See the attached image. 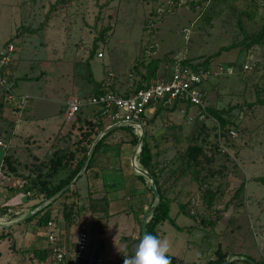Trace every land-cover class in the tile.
I'll list each match as a JSON object with an SVG mask.
<instances>
[{"label": "rangeland", "instance_id": "1", "mask_svg": "<svg viewBox=\"0 0 264 264\" xmlns=\"http://www.w3.org/2000/svg\"><path fill=\"white\" fill-rule=\"evenodd\" d=\"M191 1L201 3L191 6ZM263 24L264 0H67L65 3L0 0V48L11 42L16 47L8 68L9 84L17 95L30 97L22 117L12 107L4 114L9 119L0 117V130L6 129L0 137L6 145L2 147L5 152L0 149V161L6 151L13 153L21 163V173L28 175V166L35 164L34 156L45 161L53 150L69 148L79 133V125L87 118L92 119L99 109L97 105L84 106L80 115L87 118H78L74 124L62 114L66 111V104L63 106L66 97L69 96V100L79 96L87 100L93 93L88 62L97 81L112 80L118 90L131 89L153 58L162 59L170 52L173 56L187 58L211 55L221 46L243 40L242 27L252 34ZM106 27L110 30L100 40V32ZM95 45V54L89 59ZM214 62L235 64L237 70L233 75L213 77L203 84L207 91L206 106L232 108L227 118L234 121L236 127H232L228 136H223L215 118L205 121L210 142L206 149L208 154H214L215 160L201 171L200 177H207L203 185L190 172L182 174L184 167L178 169L179 159L175 158L201 124L200 108L193 106L187 110L180 106L173 112L165 110L158 117L148 111L143 120L155 159L167 167L165 187L172 199L171 218L160 225L161 238L170 241L169 254L190 264H206L214 257L218 245L232 246L235 253L255 259L264 257V181L260 180L264 178V104L258 102L259 98L264 100V43L251 48H234L222 53ZM244 64L251 65V70L244 71ZM169 67V63L161 64L162 71L168 72ZM9 120H14V124H9ZM111 123L105 120L106 128ZM128 138H131L128 132L119 130L108 141L121 143ZM216 143L219 150L213 148ZM210 169L216 171L214 176H210ZM12 182L16 183L17 179ZM25 182L22 178L18 184L24 187ZM242 182H245L244 190L238 201L233 202L232 197ZM92 183L86 177L81 179L79 184L85 190L84 195L80 194L81 198L77 199L72 194L68 200L79 202L74 223L68 225L63 219L62 200L54 204L53 215L59 216L54 221L59 240L69 252L68 256H74L77 241L84 235L83 255L90 263L120 261L124 253H134L137 244L134 241L140 237V231L136 238L119 244L118 235L126 227L129 230L125 233L133 235V217L116 214L99 221L92 219L85 210L90 201L86 189L92 187ZM209 187L224 191L225 195L208 211L203 196ZM20 198L25 201L26 193L20 192ZM34 198L36 203L41 201ZM189 200L190 208L199 214L198 219L180 213V203ZM226 204H229L227 208ZM44 206L41 204L36 209H33L34 204L29 206L28 216ZM215 208L224 214L218 224L207 227L209 225L200 219L207 213L213 216ZM17 217L18 214L14 215L15 219ZM173 218L178 225L186 227L178 229L172 223ZM0 222L6 221L0 219ZM13 225L16 249L10 239L0 240V264H53L50 256L40 261L31 253L35 248L49 245L45 226L39 225L37 219ZM2 227L0 224V232ZM32 235L35 242L30 244L25 236ZM114 244L122 252L110 254L108 247ZM233 264H251V260Z\"/></svg>", "mask_w": 264, "mask_h": 264}, {"label": "trees", "instance_id": "2", "mask_svg": "<svg viewBox=\"0 0 264 264\" xmlns=\"http://www.w3.org/2000/svg\"><path fill=\"white\" fill-rule=\"evenodd\" d=\"M59 1H61V3H65L67 0H59ZM199 3H201V1H191L189 4L191 6H196ZM109 30L110 27H106L101 30L100 40L104 39L105 35ZM242 31L244 33V38L240 42L226 46H221L218 51H216L211 55L199 56L197 58H187L186 60H183V63L191 64L194 61H199L198 65L208 67L210 64L214 62V60L217 57H219L224 52L231 51L237 47L244 46L246 48H251L253 46L261 45L264 43V24L259 31L252 34L247 33L243 27H242ZM96 48L97 45H95L93 50L90 52L89 59L93 58ZM175 59L176 56H173L171 52L166 54L162 59L153 58L146 65V71L143 73L140 72V79L137 80L136 86L134 88L131 89L128 88L123 91V90H118L115 87V85H112V87L120 95L129 96L131 93L137 91L138 89L147 87L152 81H156L159 78L166 75L167 72L162 71L161 64L165 62V63H169L170 66L175 61ZM141 64H143V61L141 62ZM87 68L89 71L88 79L90 82L94 83L93 93H99L105 81L103 80L97 81L95 79L93 72L91 71L89 62L87 64ZM203 89L205 90L204 87ZM258 102L264 104V100H262L261 98L258 99ZM180 106H185L186 109L188 110L195 105L188 101L176 100L174 104L170 107L159 106L158 109L155 111V117L162 115L163 111L165 110L169 112H173ZM9 108L10 106L7 100V92L0 86V117L2 120L9 119L4 116V114H6L7 109ZM231 110L232 108L218 109L210 105L207 106V112L209 113V115L215 118L219 122L220 131L223 134V136L226 135L228 136V134L232 130V127L233 126L236 127L235 122L232 120H228L227 118V115L230 114ZM104 118H105V111L103 109H98V111L94 113V117L92 119L87 118L84 120V122H82L79 125V127L77 128L79 133L75 135V139L71 142L69 148L67 149L58 148L54 150L51 153V156L45 161L40 160L36 158V156H34L35 164L31 163L30 166H28L29 169L28 175H24L23 173H21L20 171L21 163L19 162L17 157L13 156V153H9L8 151H6L3 157L2 170L8 176H13V175L19 176L26 181L22 190L25 193L31 192L29 199L34 197H38L41 199L40 202L34 204L33 209L39 207L46 200L52 199V201L48 203L46 206L26 217L23 220L24 222H31L34 219H37L38 224L41 226H46L50 221L54 222L59 218V216L53 215V211H52L53 206L56 202L62 200L63 219L68 225L74 223L75 220L74 216L79 209L78 208L79 202L77 200L68 202V200L71 198L72 194H75L77 199L81 198L78 190L76 189V186L78 181L83 176H85L89 180V182L91 180L100 178L99 170L94 168L95 158L96 155L99 153V151L102 149V147L109 142L108 139L117 131L123 130L125 132H128L131 135V138L130 139L128 138L127 140H124L122 142H128L135 146L139 143L140 136H138L134 132L133 127L130 125H121L111 130L106 135H104L101 138V140L97 143L93 153L89 154L91 147L97 136L106 129ZM143 120H145L144 117ZM206 120L209 119L206 118L201 121V124L197 127V130L190 137L191 139L189 138L190 140L186 148L182 152H180L178 156L175 157L176 159H179V164L177 166L179 167L178 169L184 167L182 174H186L187 172H190V174L195 179H197L201 183V185L205 183L206 181L205 178H207L205 177V175L203 177H200L202 169L205 168L206 164L207 165L211 164L215 160L214 154H208L206 149V145L210 144V142L208 141V136H209L208 126L205 124ZM9 121H8L9 124H12L14 122V120H9ZM152 121H154V119L151 120V122ZM74 126L75 125H73V128ZM4 128L5 127L1 129L6 130ZM3 130H0V137L2 136ZM71 133L72 132H69L68 134L72 136ZM149 138L150 136H148V132L146 131V134L144 135L142 141L141 152L138 155V160L141 167L147 170L154 177L158 190L160 191L162 197L160 202L156 204V206L150 213L149 219L146 221L145 233H150L160 238L161 237L160 225L164 221L171 218L170 212H171L172 199L167 195V188L165 187L167 181L165 172L167 167L155 159L156 158L155 153ZM213 148L214 150L215 149L219 150L220 149L219 144L218 143L214 144ZM174 159L171 161L174 162L175 161ZM84 165H86V169L84 173L79 176L75 185L70 189L64 191V193L61 194L59 197L54 198L57 193H59L62 189H64L69 183H71L76 178V176L80 173ZM25 166H27V164H25ZM176 171L177 168L173 170V172ZM209 172H210V176H214L216 173V171L213 169H210ZM63 173L65 175H63ZM140 176L144 180H148L144 175L140 174ZM260 180L264 181V178H261ZM244 187H245V182H242L232 197L233 202L238 201L237 199L239 198L241 192L244 190ZM150 191L152 192V201L150 206H152L154 203H156V193L152 188L151 184H150ZM94 193L95 192L93 190L92 191L89 190L88 197L90 201L85 207V210L90 212L92 219H95V221H99L98 219L100 218H110L111 214L109 213L108 198L105 195L100 198H93ZM223 195H225L224 191H220L219 189H214L213 187L207 188L203 196L207 210L209 211L213 207H215L217 203H219L220 198ZM190 204H191L190 200L186 203H180V213H185L189 216L198 219L199 214L196 215L195 212H193V210L190 208ZM229 204H226V208L228 207ZM213 211H214L213 216L211 215V213H207L202 217V219H200V222L209 225L207 227H214L216 224H218V222L222 218V215L224 214L223 211L217 208H215ZM7 213H8V207L6 205L0 206V216L5 215ZM171 220L172 223L178 229H184L186 227V226L178 225L176 223L175 218ZM13 226H14L13 224H10L9 226H4L2 228V231L0 232V240L10 239L12 241V247L15 248L14 237L12 234ZM93 230L95 231L94 227ZM142 237L143 235L141 230L140 237L136 241H134V243L138 244L139 240ZM234 250L235 249L232 246H230L229 248L228 247L224 248L222 247V245H218L217 249L213 253L214 257L211 258L206 264H223L226 261H228L227 264H233L239 260L249 261V259L251 260V264H264V257L260 259H255L243 253L237 254L235 253ZM21 251L24 252L25 250H21ZM50 251L51 250L49 247H44V248H35L31 251V253H33L32 255H34L35 257L39 258L40 261H46L50 255ZM133 254L134 253L131 252L130 255L128 254V256H131ZM167 255L170 258L172 264H190V262L185 261L184 259H179L169 253H167ZM124 259L125 256H123V258L120 259V261L123 262V264H124ZM60 264H92V263H89V260L86 258V256L78 257V256L70 255L65 258L64 263H60Z\"/></svg>", "mask_w": 264, "mask_h": 264}, {"label": "built area", "instance_id": "3", "mask_svg": "<svg viewBox=\"0 0 264 264\" xmlns=\"http://www.w3.org/2000/svg\"><path fill=\"white\" fill-rule=\"evenodd\" d=\"M15 51L16 47L12 42L0 48V86L7 92L9 106L13 108L17 115L19 114V117H22L30 97L17 95L9 84L7 77L8 68L14 60ZM102 55L103 53L100 52L99 56ZM186 59L187 57H176L166 75L156 81H152L147 87L138 89L129 96H122L117 93L112 87V80H106L100 92L92 93L87 100H83L79 96H72L66 102L64 117L71 123L76 122L84 106L97 105L99 109L105 111L104 120H110L112 125H130L138 136L142 135L143 117L146 116L148 111L155 112L159 106L170 107L176 100L188 101L200 108V120L213 118L207 112V91L202 86L213 77L233 75L237 70L236 65L213 62L208 67H205L198 65L199 61H194L191 64L183 63V60ZM251 68L249 64L243 65L244 71L251 70ZM18 121L19 118L16 122L18 123ZM0 146L3 148L6 146L2 140H0ZM0 177L2 179L7 178L2 166L0 167ZM26 194L31 195V192ZM45 227L51 250L49 255L50 263H64L69 252L59 240L55 222L50 221ZM76 248L77 250L73 255L84 257L83 252L86 250V238L84 235L77 241ZM97 262L100 263L101 260L99 259ZM107 264H123V262L109 261Z\"/></svg>", "mask_w": 264, "mask_h": 264}, {"label": "crops", "instance_id": "4", "mask_svg": "<svg viewBox=\"0 0 264 264\" xmlns=\"http://www.w3.org/2000/svg\"><path fill=\"white\" fill-rule=\"evenodd\" d=\"M121 90L124 91L126 89ZM68 97L64 99L63 106H65L64 103L66 104ZM62 114L64 116V113ZM78 118L80 120V118L84 119L87 117L79 115ZM0 149L5 152L2 147H0ZM135 149L136 146L128 142H108L102 147L95 158L94 168L99 170L100 178L91 180L90 182L86 178L90 184L93 182V186L87 187L88 189H86L87 195H89V190L95 192L93 198H100L105 195L109 200V213L112 217L116 214L120 216L127 215L126 217L128 218L133 217L134 222L131 224L133 235H127V233H125L129 230V227H126L125 231L118 235L117 243L119 244H122L132 237L136 238L137 232H141L142 223L147 220L146 216L151 208L152 192L150 191L149 182L148 180H144L140 176V173L133 168L132 162ZM3 157L4 155L2 156V161H0V166L3 164ZM6 177V179L0 177V206L6 205L8 207V213L0 216L2 221H6L0 222L3 227L14 223H20V221L28 217L30 213L28 210L31 209L29 206L37 202L35 198L29 199L27 194L25 201L21 198L19 199V193L24 192L22 188H20L23 186L18 184L22 180L21 177L8 175H6ZM12 179H17V182H12ZM81 179H85V176ZM80 180L77 183L76 189L82 196L85 190H83V187L81 188L79 184ZM17 205L20 207H16ZM14 207H16L17 210ZM17 214L18 217L15 219L14 215ZM44 229L47 235L46 228ZM25 238L28 242L30 241V244L35 242L33 235L29 237L25 236ZM102 246H104V244H102ZM116 246L117 245L108 247V249H110V254L121 252L116 249Z\"/></svg>", "mask_w": 264, "mask_h": 264}, {"label": "clouds", "instance_id": "5", "mask_svg": "<svg viewBox=\"0 0 264 264\" xmlns=\"http://www.w3.org/2000/svg\"><path fill=\"white\" fill-rule=\"evenodd\" d=\"M170 247L168 239L145 233L138 244L134 246L133 255L128 256L123 252L125 255L124 264H172L167 255ZM119 251L121 250L119 249Z\"/></svg>", "mask_w": 264, "mask_h": 264}, {"label": "water", "instance_id": "6", "mask_svg": "<svg viewBox=\"0 0 264 264\" xmlns=\"http://www.w3.org/2000/svg\"><path fill=\"white\" fill-rule=\"evenodd\" d=\"M118 126H119V124H114V125L108 126L104 131H102L97 136V138L95 139V141H94V143H93V145L91 147V150H90V153L89 154H92L93 153V151H94L97 143L101 140V138L104 135H106L107 133H109L111 130L115 129ZM145 133H146L145 126L142 125V135L140 136L139 143L136 145V149H135V152H134V155H133V162H132V164H133V168L138 173L144 175L151 182L152 188L154 189V191L156 193V203H154L151 206V208L149 210V213L146 216V219L148 220L150 213L152 212V210L154 209V207L156 206V204L160 202L162 196H161L160 191L158 190V187H157V184H156V181H155L154 177L147 170H145L144 168L141 167V165L139 163V160H138V155L141 152L142 141H143V138H144ZM85 169H86V165H84L82 167L80 173L76 176V178L71 183H69L64 189H62L59 193H57L54 198L59 197L61 194L64 193V191L70 189L76 183V181L78 180L79 176L84 173ZM51 201H52V199H48V200L45 201V203H43V205L46 206ZM35 212L36 211H34L33 213H35ZM147 220L143 221V223H142V235L145 234V228H146V221ZM227 263H228V261H226L224 264H227Z\"/></svg>", "mask_w": 264, "mask_h": 264}]
</instances>
